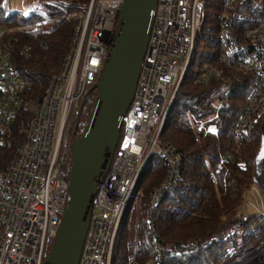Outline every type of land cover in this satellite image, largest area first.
I'll return each mask as SVG.
<instances>
[{
	"label": "built area",
	"instance_id": "built-area-1",
	"mask_svg": "<svg viewBox=\"0 0 264 264\" xmlns=\"http://www.w3.org/2000/svg\"><path fill=\"white\" fill-rule=\"evenodd\" d=\"M241 1L223 0L217 22L220 49L214 59L211 54L202 59L198 69L199 82L233 83L242 74H255L235 129L237 149L244 133L264 115V19L235 34L232 20ZM122 3L90 0L83 10L68 15L78 17L70 48L61 68L32 101L25 116L26 93L33 82L12 62L11 49L3 40L13 28L0 25V152L12 149L7 168L0 171V264L46 262L69 204L73 127L81 103L108 57ZM59 17L20 27L37 28ZM205 19L204 0L157 1L138 84L123 117L114 158L98 183L79 264H111L124 214L132 210L139 215L143 191L138 181L153 155L167 164V175L152 193L147 220L152 219L155 206L180 176L182 152L162 139L161 132L191 64L197 29ZM23 52L29 57L31 48ZM212 128L213 124L206 121L195 123L197 131L210 132ZM259 161H255L254 182L264 194V164ZM246 206L244 202V211ZM248 217L240 212L229 235L247 223ZM151 232L156 264H162L167 247L156 239L154 223ZM137 248L136 230L135 252ZM229 250L234 255L233 248ZM254 250L264 251V236ZM133 264H139L136 254Z\"/></svg>",
	"mask_w": 264,
	"mask_h": 264
},
{
	"label": "trees",
	"instance_id": "trees-1",
	"mask_svg": "<svg viewBox=\"0 0 264 264\" xmlns=\"http://www.w3.org/2000/svg\"><path fill=\"white\" fill-rule=\"evenodd\" d=\"M89 2L35 0L29 2L30 10L26 13L11 10L6 0H0L2 26H29L60 16L54 23L8 32L3 39L11 49L12 62L33 82L26 93L22 116L29 112V105L61 68L78 22V17L68 15L83 10ZM204 3L206 19L197 29L191 64L161 132L162 139L175 144L182 152L180 176L155 206L152 219L147 220L152 193L167 175V164L159 155L149 159L138 181V188L143 191L139 215L132 210L124 214L111 264H133L135 254L139 264H156L151 223L156 229V239L167 247L162 264H226L235 256L230 254V247L237 250L241 245L248 252L264 236V214L250 215L247 223L229 235L235 216L244 205L245 194L253 183L255 161L264 137V115L244 133L243 142L237 149L235 129L243 104L254 86L255 74H242L233 83L198 81L195 58L202 38L212 59L220 49L217 22L223 0H204ZM261 19H264V0H242L232 20L233 31L240 35ZM26 47L31 48L29 57L23 52ZM94 91L91 114L98 90L87 91L83 100V108L73 127V130L77 128V135L82 121L86 122L90 116L82 118L87 98ZM197 121L213 124L212 131H197ZM11 157L10 148L0 152V171L7 168ZM136 230L138 248L135 252Z\"/></svg>",
	"mask_w": 264,
	"mask_h": 264
},
{
	"label": "water",
	"instance_id": "water-1",
	"mask_svg": "<svg viewBox=\"0 0 264 264\" xmlns=\"http://www.w3.org/2000/svg\"><path fill=\"white\" fill-rule=\"evenodd\" d=\"M158 0H123L113 44L92 89L98 90L88 123L71 144L69 204L45 264H79L101 177L117 149L123 117L129 110L147 51ZM84 101L78 111L80 115ZM78 121V119H77ZM264 158V137L256 158ZM251 253V252H250ZM264 264V252L239 261Z\"/></svg>",
	"mask_w": 264,
	"mask_h": 264
},
{
	"label": "rangeland",
	"instance_id": "rangeland-1",
	"mask_svg": "<svg viewBox=\"0 0 264 264\" xmlns=\"http://www.w3.org/2000/svg\"><path fill=\"white\" fill-rule=\"evenodd\" d=\"M7 3L9 4V7L10 9L12 10H23L25 11L26 13L29 12L30 8L28 7L29 5V2H35V0H6ZM208 14L210 15V13L208 12ZM13 29L11 31H15V30H18V31H23L25 30V28H21L20 26H13L12 27ZM10 31V32H11ZM210 53V51L208 49H206V46H205V39L202 38V43L200 45V47L198 48L197 50V53H196V58L195 60L197 61L196 62V65H195V69H199L202 62L201 60L204 59L208 54ZM92 87V86H91ZM90 87V88H91ZM96 94V91H94L88 98H87V102L84 106V110H83V114H82V118L85 116V115H89L90 114V109L92 107L91 105V102L93 100V97L94 95ZM89 120V118H88ZM88 120L85 122V121H82V124H81V128H79V132H78V135H81L82 133L80 132L81 130L84 131V128L86 127L87 123H88ZM77 130V128H76ZM72 139L73 137L71 138V141H70V144H72ZM70 161H71V156H70ZM262 164V162H260ZM255 181V171H254V174H253V183L251 185V187L247 190L246 194H245V203L247 204V206L245 207V211H244V205L241 207V213H245L247 216H250V215H253V214H262V212H264V194L261 190V187L254 182ZM240 214V213H238ZM237 216V215H236ZM236 216H235V220H236ZM253 225H257V222H252ZM51 247L52 245L49 246V252L51 250ZM234 250V255L231 259V261L229 263H226V264H245V260L244 259L243 261H239L241 260V257L242 258H246V256L248 255H251V253L254 251V248L251 250V251H244L242 246L240 245L239 248L236 250V249H233ZM251 252V253H250ZM260 252H264L263 250L261 251H257L256 253H260ZM237 254H240L239 257H237L236 255ZM235 260H238V261H235ZM235 261V262H234ZM264 261V259H261L259 260L260 263H262ZM233 262V263H232Z\"/></svg>",
	"mask_w": 264,
	"mask_h": 264
},
{
	"label": "bare ground",
	"instance_id": "bare-ground-1",
	"mask_svg": "<svg viewBox=\"0 0 264 264\" xmlns=\"http://www.w3.org/2000/svg\"><path fill=\"white\" fill-rule=\"evenodd\" d=\"M113 44V43H112ZM74 136V135H73ZM115 155V154H114ZM114 158V157H113ZM113 160V159H112ZM259 162H262V164H264V159L261 158V160ZM261 251V250H260Z\"/></svg>",
	"mask_w": 264,
	"mask_h": 264
}]
</instances>
